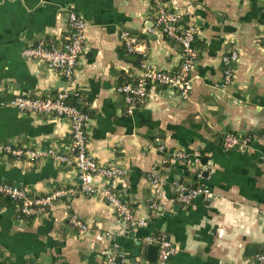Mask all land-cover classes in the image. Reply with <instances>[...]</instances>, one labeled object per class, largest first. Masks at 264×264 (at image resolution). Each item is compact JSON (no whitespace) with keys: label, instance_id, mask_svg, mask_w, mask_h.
Listing matches in <instances>:
<instances>
[{"label":"crops","instance_id":"1","mask_svg":"<svg viewBox=\"0 0 264 264\" xmlns=\"http://www.w3.org/2000/svg\"><path fill=\"white\" fill-rule=\"evenodd\" d=\"M150 1L0 0V179L35 197L74 191L29 217L0 196V264H150L151 244L144 238L157 234L176 248L165 264H252L264 255V0H164L181 12L182 25L198 29L192 90L182 98L154 84L129 113L117 87L137 77L141 54L127 51L122 31L146 45L156 67L172 71L180 63V47L156 29ZM70 10L88 27L69 83L22 50L40 41L66 42ZM234 48V81L220 87L222 57ZM63 87L79 93L76 100L89 115V152L99 163L127 171L111 183L145 226L123 224L103 197L83 193L74 166L50 157L17 158L2 148H52L72 156L67 118L9 105L20 95H55ZM230 134L250 140L228 148ZM179 152L184 156L176 157ZM153 170L164 179L156 208L150 207ZM94 181L105 184L100 177ZM175 182L212 195L182 204ZM73 214L86 231L70 222Z\"/></svg>","mask_w":264,"mask_h":264},{"label":"built area","instance_id":"2","mask_svg":"<svg viewBox=\"0 0 264 264\" xmlns=\"http://www.w3.org/2000/svg\"><path fill=\"white\" fill-rule=\"evenodd\" d=\"M152 9L156 18V29L174 41L180 47V63L175 70H166L156 67L149 59L146 45L129 31H122L121 38L129 53H140L141 61L137 77L117 87V91L123 94L126 108L129 113L134 112L151 93L152 86L159 84L178 93L182 98H188L192 90L191 72L199 59V50L195 46L197 38V27L195 25H182V14L179 11L170 9L164 0H151ZM69 38L61 45L46 44L43 41L26 46L22 55L27 59L43 61L50 69L61 72L70 83L75 76L76 68L80 57L85 49L86 29L88 22L76 11L68 12ZM239 52L237 49L229 50L223 55L224 63L223 81L220 87H226L234 81ZM69 87H63L55 95H20L9 101V105L18 110L30 114H44L65 117L71 124V151L72 156L59 153L52 148L30 149L16 148L11 145H3L2 148L17 158L23 156L31 158L50 157L54 161L74 166L78 171L81 181V191L87 195H100L115 210L123 224L130 223L133 226H145V219L135 220L130 205L123 200L115 191L111 181L124 176L127 171L113 163L104 165L99 163L88 149L87 122L89 115L79 106L71 102L72 96H78ZM250 138L246 136L227 135L224 141L226 147L231 148L240 144H247ZM184 154L176 153V157H183ZM199 156H195L194 163L199 164ZM95 177L105 181L104 185H97ZM152 194L150 207L156 208L163 195L162 187L164 179L158 171H151L149 174ZM71 190H57L44 196H32L29 192L18 185L11 184L0 179V196L9 198L19 205L21 216H37L44 213L56 201L61 199ZM174 193L177 200L182 204H190L198 195L212 193L207 188L189 189L183 182L174 183ZM70 222L78 227L80 231H86L88 225L73 214ZM146 243L156 244L159 247L157 262L150 264H165L175 254L176 248L172 241L163 234L147 235L144 238ZM113 262V261H112ZM252 264H264V255L260 254Z\"/></svg>","mask_w":264,"mask_h":264},{"label":"water","instance_id":"3","mask_svg":"<svg viewBox=\"0 0 264 264\" xmlns=\"http://www.w3.org/2000/svg\"><path fill=\"white\" fill-rule=\"evenodd\" d=\"M149 248H150V251L152 252L151 256L149 257V260L152 262H156L158 259L159 247L156 244H151Z\"/></svg>","mask_w":264,"mask_h":264},{"label":"trees","instance_id":"4","mask_svg":"<svg viewBox=\"0 0 264 264\" xmlns=\"http://www.w3.org/2000/svg\"><path fill=\"white\" fill-rule=\"evenodd\" d=\"M139 58V57H138ZM140 61H141V57H140ZM77 96V95H76ZM71 102L73 103V104H75V105H77V106H79L80 108H82L81 106H80V104L78 103V101L76 100V97L75 96H72V98H71ZM82 110H84L83 108H82ZM1 197H4V196H1ZM5 198H7V197H5ZM7 199H9V198H7ZM10 200V199H9ZM13 202V201H12Z\"/></svg>","mask_w":264,"mask_h":264}]
</instances>
